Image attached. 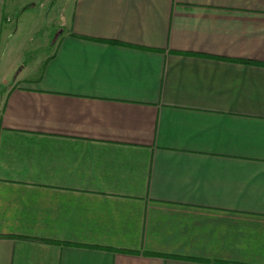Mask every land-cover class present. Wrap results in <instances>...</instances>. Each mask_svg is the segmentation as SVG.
<instances>
[{
  "label": "crops",
  "instance_id": "crops-1",
  "mask_svg": "<svg viewBox=\"0 0 264 264\" xmlns=\"http://www.w3.org/2000/svg\"><path fill=\"white\" fill-rule=\"evenodd\" d=\"M23 54L0 264H264V0H0Z\"/></svg>",
  "mask_w": 264,
  "mask_h": 264
},
{
  "label": "rangeland",
  "instance_id": "rangeland-1",
  "mask_svg": "<svg viewBox=\"0 0 264 264\" xmlns=\"http://www.w3.org/2000/svg\"><path fill=\"white\" fill-rule=\"evenodd\" d=\"M37 14V13H36ZM35 14V15H36ZM40 15V14H39ZM46 13H44V17H45ZM28 15H26L22 21H20L19 24V29L17 31V29L14 31V34L17 33L13 36L12 40H11V47H13L14 49H18L24 46L28 47H34V49L39 48V45H48V51H50L53 48V44L55 43V39H54V35H52V37L49 36L48 31H47V27L45 28V24H44V30L37 36V35H32V28L34 26H36L37 24V19L38 17L35 16L33 18L27 19ZM50 26L48 28L49 32H51V28L54 25V23L49 22ZM16 27V25H15ZM9 43V42H8ZM38 52V51H36ZM34 53H29L26 55V58H31L32 55ZM10 58V56L8 55L4 60V63L1 65L0 67V101L2 99V96L4 94V89L5 87H3L1 85V82L3 79H8V78H13L14 75H16L18 69L21 67V65L24 63V59H25V55L23 54L22 56H19V64L17 66V68L15 70H13L14 68L12 67V64L10 62H8V59Z\"/></svg>",
  "mask_w": 264,
  "mask_h": 264
}]
</instances>
